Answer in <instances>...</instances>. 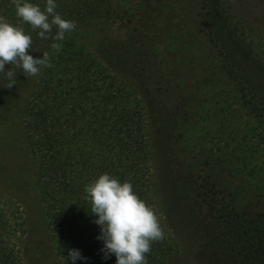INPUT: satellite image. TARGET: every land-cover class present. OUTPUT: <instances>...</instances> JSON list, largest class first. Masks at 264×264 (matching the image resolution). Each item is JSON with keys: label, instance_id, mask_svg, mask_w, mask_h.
I'll return each instance as SVG.
<instances>
[{"label": "trees", "instance_id": "1", "mask_svg": "<svg viewBox=\"0 0 264 264\" xmlns=\"http://www.w3.org/2000/svg\"><path fill=\"white\" fill-rule=\"evenodd\" d=\"M28 2L46 8V0ZM56 4L76 23L58 53L20 24L11 0H0V16L31 35L29 54L47 51L53 65L30 78L17 70L11 89L0 74V122L28 92L24 142L57 263L73 264L68 252L77 249L86 259L75 264H116L115 255L103 258L84 192L107 173L130 182L160 218L165 238L147 264H264L263 110L237 76L220 26L249 54L264 45L231 0ZM29 226L0 191V264H55L48 253L26 258Z\"/></svg>", "mask_w": 264, "mask_h": 264}, {"label": "clouds", "instance_id": "2", "mask_svg": "<svg viewBox=\"0 0 264 264\" xmlns=\"http://www.w3.org/2000/svg\"><path fill=\"white\" fill-rule=\"evenodd\" d=\"M11 3L20 24H27L42 40L53 41L50 47L57 53L63 47L60 42L65 35L76 28L74 21L62 18L55 11L56 0H46L44 10L28 0H11ZM32 47V37L24 27L0 16V74L8 80L7 89L16 85L17 70L30 78L39 76L41 69L53 66L49 52H43L42 58H34L29 54ZM5 65L11 69L5 71ZM84 192L91 214L97 217L94 223L100 227L97 239L103 241V258L115 255L116 264H147L146 256L152 244L165 238L155 210L133 191L130 182H120L107 173L86 185ZM68 257L73 264L78 259H86L77 249L69 250Z\"/></svg>", "mask_w": 264, "mask_h": 264}, {"label": "rangeland", "instance_id": "3", "mask_svg": "<svg viewBox=\"0 0 264 264\" xmlns=\"http://www.w3.org/2000/svg\"><path fill=\"white\" fill-rule=\"evenodd\" d=\"M231 2L232 8L245 18L244 26L252 27L255 40L260 46L264 45V2L261 0H231ZM220 28L223 30L225 42L229 47L228 54L230 52L229 56L234 62L237 76L242 80L249 96L253 97L263 110L264 117V52L256 50L257 53H253L254 55L247 53L237 43V34L231 33L226 27L220 26ZM28 95V92H22L20 96L22 103L16 106L15 114L8 120L0 122V191L5 197L18 203L28 218L30 232L24 243L26 258L32 262L36 256L35 251H38V254H50L55 264H58L51 234L40 224L42 208L37 197L33 165L24 142L21 112ZM150 112L154 117L153 108ZM155 125L157 128H160V125L155 122L152 131L158 136L160 129H155ZM164 156L163 153L158 154L157 164L160 170L164 168ZM19 165L20 170L17 172L16 168ZM11 180H16V184ZM36 242H39V250H36L37 246L34 244Z\"/></svg>", "mask_w": 264, "mask_h": 264}]
</instances>
